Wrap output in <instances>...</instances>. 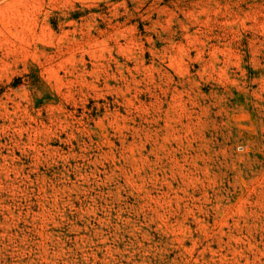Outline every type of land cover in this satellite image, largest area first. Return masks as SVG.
Masks as SVG:
<instances>
[{"label":"rangeland","instance_id":"374dc122","mask_svg":"<svg viewBox=\"0 0 264 264\" xmlns=\"http://www.w3.org/2000/svg\"><path fill=\"white\" fill-rule=\"evenodd\" d=\"M0 264H264V0H0Z\"/></svg>","mask_w":264,"mask_h":264}]
</instances>
